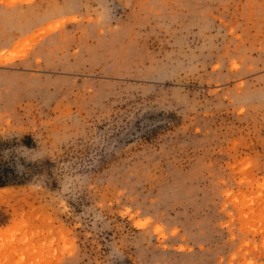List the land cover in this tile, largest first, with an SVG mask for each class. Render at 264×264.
<instances>
[{
	"label": "rangeland",
	"instance_id": "374dc122",
	"mask_svg": "<svg viewBox=\"0 0 264 264\" xmlns=\"http://www.w3.org/2000/svg\"><path fill=\"white\" fill-rule=\"evenodd\" d=\"M3 172L0 264H264V0H0Z\"/></svg>",
	"mask_w": 264,
	"mask_h": 264
},
{
	"label": "trees",
	"instance_id": "16d2710c",
	"mask_svg": "<svg viewBox=\"0 0 264 264\" xmlns=\"http://www.w3.org/2000/svg\"><path fill=\"white\" fill-rule=\"evenodd\" d=\"M26 146H28V145H26ZM5 179H7V176H6L5 172H3V173H1V176H0V188L7 186Z\"/></svg>",
	"mask_w": 264,
	"mask_h": 264
}]
</instances>
